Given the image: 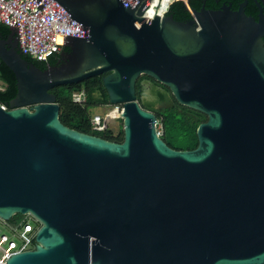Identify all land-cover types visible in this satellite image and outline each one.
<instances>
[{
    "label": "water",
    "instance_id": "1",
    "mask_svg": "<svg viewBox=\"0 0 264 264\" xmlns=\"http://www.w3.org/2000/svg\"><path fill=\"white\" fill-rule=\"evenodd\" d=\"M56 1L88 29L66 34L62 60L42 69L15 26L0 36L17 85L0 106V217L41 223L34 248L5 264H264V0L257 17L248 0H186L182 21L122 0ZM97 74L123 106L122 141L60 119L51 89ZM142 74L207 115L195 148L158 134L137 99Z\"/></svg>",
    "mask_w": 264,
    "mask_h": 264
},
{
    "label": "trees",
    "instance_id": "2",
    "mask_svg": "<svg viewBox=\"0 0 264 264\" xmlns=\"http://www.w3.org/2000/svg\"><path fill=\"white\" fill-rule=\"evenodd\" d=\"M240 1L242 0H189V4L196 9H199L202 5L206 8L215 9L222 3H231V7L236 9ZM245 11L247 14L257 17L259 8L255 0H248ZM168 14H172L176 20L180 21L187 20L191 17V12L184 0L174 1L169 7ZM9 33L10 27L4 23H0V36L7 37ZM63 50L68 51V47L65 46ZM22 56L27 61L34 63L42 69L47 65L57 63L60 57L59 54H55L51 55L47 60H39L25 54H22ZM103 75L97 74L78 82L56 86L51 91L56 94V101L60 105V119L64 124L110 140L122 141V119H120L121 124L117 133L112 129L95 130L90 121L94 113L90 111L91 108L110 103L106 88L103 84ZM0 79L4 83L3 90H0V102L8 104L17 93L16 78L11 68L1 59ZM145 86L147 87L148 93L151 94V97H146L142 94ZM82 90L85 95V102L80 104L73 101V92ZM136 94L140 104L144 108L153 111L157 119H160L162 122V137L170 146L178 149H191L197 146L196 129L201 122L207 119V115L204 112L181 104L168 86L146 74L138 77L136 81ZM23 215L20 213L14 214L9 221H18Z\"/></svg>",
    "mask_w": 264,
    "mask_h": 264
},
{
    "label": "built area",
    "instance_id": "3",
    "mask_svg": "<svg viewBox=\"0 0 264 264\" xmlns=\"http://www.w3.org/2000/svg\"><path fill=\"white\" fill-rule=\"evenodd\" d=\"M125 6L142 8L144 17L168 13L170 5L176 0H122ZM186 3V0H184ZM0 22L15 26L18 32L19 47L22 54L39 60H47L51 55L61 54L66 44V34L85 37L88 29L73 18L69 12L56 0H0ZM4 83L0 79V90ZM73 101L83 104V90L74 92ZM0 106L8 109V105ZM105 111L94 113L91 124L95 130L112 129L108 118L119 120L123 111L122 104H107ZM157 125V132L162 135V129ZM40 221L30 213L24 214L18 221L10 222L0 217V263L15 252H20L35 246V234L40 227Z\"/></svg>",
    "mask_w": 264,
    "mask_h": 264
},
{
    "label": "rangeland",
    "instance_id": "4",
    "mask_svg": "<svg viewBox=\"0 0 264 264\" xmlns=\"http://www.w3.org/2000/svg\"><path fill=\"white\" fill-rule=\"evenodd\" d=\"M144 96H146V97H151V94L150 93H148V91H147V93L145 94V93H142ZM105 108V107H104ZM103 107H101V106H97V107H93V108H91V110L90 111H92V112H94V113H100V114H102L104 111H105V109H104ZM108 120V124H110V127L112 128V130L115 132V133H117V131H118V129L120 128V124H121V120H111L110 118H108L107 119ZM157 123H158V126L162 129V132H163V127H162V122L160 121V119H157Z\"/></svg>",
    "mask_w": 264,
    "mask_h": 264
},
{
    "label": "flooded vegetation",
    "instance_id": "5",
    "mask_svg": "<svg viewBox=\"0 0 264 264\" xmlns=\"http://www.w3.org/2000/svg\"><path fill=\"white\" fill-rule=\"evenodd\" d=\"M67 52V50L65 51V50H63L62 52H61V54H59L60 55V57L58 58V61H60V60H62V58L64 57V55H65V53ZM57 61V62H58ZM143 93H147V87L145 86V88H144V90H143Z\"/></svg>",
    "mask_w": 264,
    "mask_h": 264
},
{
    "label": "clouds",
    "instance_id": "6",
    "mask_svg": "<svg viewBox=\"0 0 264 264\" xmlns=\"http://www.w3.org/2000/svg\"><path fill=\"white\" fill-rule=\"evenodd\" d=\"M2 82H3V81H2ZM2 90H3V89H2ZM77 92H78V91H77ZM73 93H74V92H73ZM109 104H113V103H109ZM7 105H8V104H7ZM105 106H106V105H104V106H101V107H103V108H104ZM8 108H9V107H8ZM93 114H94V113H93ZM93 114H92V115H93ZM120 119H122V118H120ZM120 119H119V120H120ZM119 120H118V121H119ZM161 136H162V135H161Z\"/></svg>",
    "mask_w": 264,
    "mask_h": 264
}]
</instances>
